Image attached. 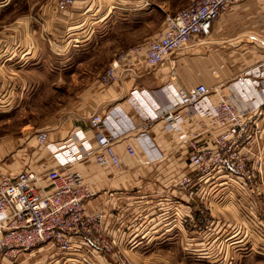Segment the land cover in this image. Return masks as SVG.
Listing matches in <instances>:
<instances>
[{
	"label": "crops",
	"instance_id": "0c3cea01",
	"mask_svg": "<svg viewBox=\"0 0 264 264\" xmlns=\"http://www.w3.org/2000/svg\"><path fill=\"white\" fill-rule=\"evenodd\" d=\"M189 1L181 3L187 5ZM54 2H37L33 13L21 2L20 16L12 23L2 24L10 0H0V100L3 99V103L27 91L31 82L36 83L34 77L27 76L24 65L35 59L42 43H46V50L51 52L49 38L58 36V41L65 37L55 47L64 52L68 44L79 46L86 42L92 35L89 26L95 27L109 17L113 12L110 10L136 12L147 5V0H74L75 5L70 10L57 13ZM162 13L164 17L166 12L162 10ZM141 15L143 17V12ZM162 23L163 19L151 36L145 28L139 33L140 27H136V40L115 48L110 59L128 47L146 44L159 34ZM187 48L203 51L205 61L198 63L186 60L184 55H175L176 59L152 71L155 76L152 80L145 78L150 70L138 68L121 76L117 82L102 86L99 76L105 66L90 86L78 94L73 106L47 114L35 127L30 123L20 124L11 131L14 136L5 135L0 139V179L16 176L27 167L40 174L59 167L67 160L65 156L69 152L64 145L72 141L71 170L81 175L93 193L84 210L105 215L102 234L114 242L118 255L133 264H264L261 190L255 180L247 183L236 175L209 179L190 169L178 151L184 146L180 137L188 139L199 133L201 140L210 145L206 135L210 126L206 118H199L189 108L179 107L175 111L181 123L174 130H166L160 119L149 124L146 135L162 155L159 160L149 163L135 147L133 138L127 136L112 146L119 158L118 169L93 164L92 153L97 147L95 135L105 134V131L102 128L91 130L89 116L102 114L115 105L129 113L126 98L133 90L146 91L154 106L161 103L156 91L166 84L186 89L204 83L215 86L230 104L246 113L244 118L250 115L248 101L242 102L230 83L264 60V0L238 1L212 24L206 35L197 36ZM15 87L19 90L16 95ZM242 93L246 95L245 91L239 92ZM207 101L214 104L216 98L212 94ZM8 113L1 112L0 118ZM259 113L255 121L259 133L252 148L260 149L264 155V106ZM41 132L47 135V148L36 144L35 137ZM126 143L134 147L132 157L124 153ZM55 150L59 151L57 155L52 154ZM262 175L264 177V164ZM183 178L190 180L189 186L196 183L198 190L191 198L185 195V188L179 186ZM219 192L221 197L226 196L222 206L213 202L214 197H220ZM72 239L82 241L76 235ZM34 254H20L9 261L2 259L0 264H25L27 259L34 261ZM38 254H35L40 257L35 260L38 264H60L56 253L44 257ZM96 257L98 264H110L113 259L105 254Z\"/></svg>",
	"mask_w": 264,
	"mask_h": 264
},
{
	"label": "built area",
	"instance_id": "2783aa9c",
	"mask_svg": "<svg viewBox=\"0 0 264 264\" xmlns=\"http://www.w3.org/2000/svg\"><path fill=\"white\" fill-rule=\"evenodd\" d=\"M238 1L190 0L183 8L166 13L157 36L144 45L128 47L112 57L99 76L100 84L108 86L134 69L154 70L161 66L197 36L206 35L212 24ZM74 5V0H55L54 9L62 13ZM230 86L242 102L248 101L251 113L247 118H244L246 113L230 104L215 86L208 88L196 84L184 89L166 84L156 91L161 103H154V106L146 91H130L126 98L131 109L129 113L115 105L102 114L89 116L91 130L102 128L105 131V134L95 135L97 147L92 153L93 164L99 168L118 169L119 158L112 146L127 136L133 138L135 147L149 163L159 160L162 155L146 135L149 124L160 119L166 130H174L181 123L175 111L187 107L199 118H206L210 126L206 132L210 146L201 140L199 133L188 139L180 137L182 144L190 149L187 159L190 169L209 179L236 175L247 183L255 180L264 197V155L260 149L252 148L259 133L255 121L264 106V60L236 77ZM240 91H245L246 95L239 94ZM212 94L216 101L209 104L207 97ZM35 141L40 147L49 146L44 132L38 133ZM72 145V141L64 145L69 149L65 156L67 160L57 168L40 174L27 167L16 176L0 179V260L43 246L62 254L71 248L72 237L76 235L88 241L94 253L111 255L110 264H133L118 255L114 242L102 234L105 215L84 211V204L93 193L81 175L71 170L74 163L70 151ZM58 152L55 150L52 154ZM124 153L132 157L134 147L126 143ZM189 182L188 178H183L179 186L187 188V197L191 198L198 188L195 182L191 186Z\"/></svg>",
	"mask_w": 264,
	"mask_h": 264
},
{
	"label": "rangeland",
	"instance_id": "374dc122",
	"mask_svg": "<svg viewBox=\"0 0 264 264\" xmlns=\"http://www.w3.org/2000/svg\"><path fill=\"white\" fill-rule=\"evenodd\" d=\"M40 1L41 0H10V3L5 7V18L4 20L2 19V24L12 23L14 19L20 16L19 13H21V7L23 6L21 2H25L30 12L33 13L37 6V2ZM181 1L182 0H147V5H144L142 10L136 12H122L112 9L110 13L113 12L109 17L100 21L95 27L89 26V28L92 29V35L86 42H83L79 46L68 44L69 48L64 52L57 51L55 47L57 48L65 37L58 41L57 38H60L58 36L53 39L49 38V43H51L52 47V50L50 49L51 52L48 49L46 50L47 44L42 43L41 50H39L35 59L24 65V68L27 69V76L31 78L34 77L36 83L33 85V82H31V84L27 86L29 89L27 91L25 90L24 93H19L18 87H15L14 95H16V91H18L19 94L17 96L13 95L14 97L7 98L5 103H3V99L0 100V113L9 112L7 115L1 116L0 118V139L5 137V135L14 136L11 131L20 124L30 123L35 127L46 118L45 116H47V114L51 112H54V114L58 113L66 109L68 105L73 106L78 94L90 86V83L96 79L97 74H99L108 64V61L112 59H110V57L114 49L124 47L130 44L131 41L136 40V27H140L138 30L139 33L141 32V28H145L150 36L153 35L158 30L160 22L163 19L162 10L166 13L175 12L186 6V4L181 3ZM161 2H164V4ZM142 12L143 17L141 15ZM128 13L132 15L127 16ZM27 25L29 26V24ZM175 55L177 57L184 55L185 58H187L186 60H191L193 62L200 63L201 61H205V54L203 51H196V48H194L193 51L188 48L177 51L168 61L176 59L177 57ZM200 70L201 69H199L198 72H200ZM150 71L151 72L148 76H145V78L152 80L155 76H152L153 70ZM202 84L208 88L214 87L204 83ZM198 126H201V122L198 123ZM178 151L180 156L187 161L190 149L183 146V149ZM257 187L259 186L257 185ZM259 188L261 190V187ZM185 190V195L187 196V188H185ZM220 194L219 192L220 197L213 198V202L222 206L226 196L221 197L222 194ZM261 195H263L262 190ZM82 241L79 239V241L76 242L75 239H72L71 248L62 254L45 246L21 254H38L37 252H39V254H42L44 257L50 253H56L57 256L59 255L57 258L60 264H98L96 256L100 254H96L92 251L93 248L88 241L85 242L84 239H82ZM35 254L32 258L34 261L27 259L24 263L38 264L35 260H38L40 257L37 258ZM11 259L12 258L6 260L9 261Z\"/></svg>",
	"mask_w": 264,
	"mask_h": 264
}]
</instances>
